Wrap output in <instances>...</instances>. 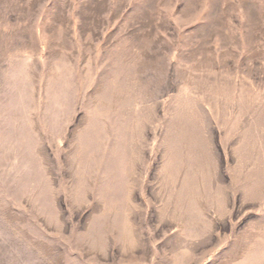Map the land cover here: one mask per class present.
<instances>
[{"label":"rangeland","instance_id":"rangeland-1","mask_svg":"<svg viewBox=\"0 0 264 264\" xmlns=\"http://www.w3.org/2000/svg\"><path fill=\"white\" fill-rule=\"evenodd\" d=\"M0 264H264V0H0Z\"/></svg>","mask_w":264,"mask_h":264}]
</instances>
